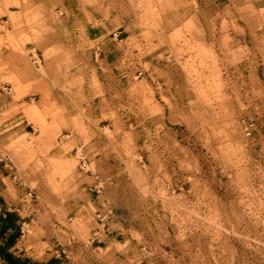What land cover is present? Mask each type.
<instances>
[{
  "label": "rangeland",
  "instance_id": "obj_1",
  "mask_svg": "<svg viewBox=\"0 0 264 264\" xmlns=\"http://www.w3.org/2000/svg\"><path fill=\"white\" fill-rule=\"evenodd\" d=\"M0 82V264H264V0H0Z\"/></svg>",
  "mask_w": 264,
  "mask_h": 264
},
{
  "label": "built area",
  "instance_id": "obj_2",
  "mask_svg": "<svg viewBox=\"0 0 264 264\" xmlns=\"http://www.w3.org/2000/svg\"><path fill=\"white\" fill-rule=\"evenodd\" d=\"M4 91L5 92H11L12 91V87H10L9 85L4 87ZM76 156L79 158V166L81 170H86L88 167V156L86 154V151L84 150L83 147H78L76 149ZM0 163L1 164H5V167H9V164L7 163V160H5V158L0 157ZM92 189L94 191H102L103 189V183L102 180L98 177L95 178V182L94 185L92 186ZM100 221H101V225L104 227V218L100 217ZM26 225V224H24Z\"/></svg>",
  "mask_w": 264,
  "mask_h": 264
},
{
  "label": "crops",
  "instance_id": "obj_3",
  "mask_svg": "<svg viewBox=\"0 0 264 264\" xmlns=\"http://www.w3.org/2000/svg\"><path fill=\"white\" fill-rule=\"evenodd\" d=\"M3 22V21H2ZM6 86H8V85H6V84H2L1 82H0V92H5L4 91V87H6ZM12 92H13V90L11 91V92H7V94H12ZM3 95V94H2ZM4 96V95H3Z\"/></svg>",
  "mask_w": 264,
  "mask_h": 264
},
{
  "label": "bare ground",
  "instance_id": "obj_4",
  "mask_svg": "<svg viewBox=\"0 0 264 264\" xmlns=\"http://www.w3.org/2000/svg\"><path fill=\"white\" fill-rule=\"evenodd\" d=\"M72 168V167H71Z\"/></svg>",
  "mask_w": 264,
  "mask_h": 264
}]
</instances>
